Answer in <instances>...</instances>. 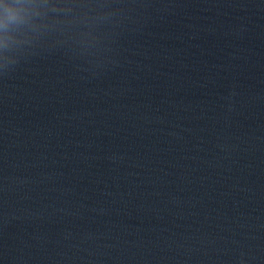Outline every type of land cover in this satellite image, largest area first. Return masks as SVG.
Segmentation results:
<instances>
[{"label":"clouds","instance_id":"clouds-1","mask_svg":"<svg viewBox=\"0 0 264 264\" xmlns=\"http://www.w3.org/2000/svg\"><path fill=\"white\" fill-rule=\"evenodd\" d=\"M7 15H8V17L10 18V19H15V16H16V14H15V12L14 11H12V10H7Z\"/></svg>","mask_w":264,"mask_h":264}]
</instances>
